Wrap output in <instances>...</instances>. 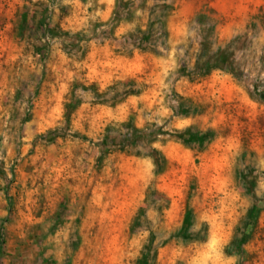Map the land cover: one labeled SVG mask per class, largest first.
<instances>
[{"label": "rangeland", "instance_id": "374dc122", "mask_svg": "<svg viewBox=\"0 0 264 264\" xmlns=\"http://www.w3.org/2000/svg\"><path fill=\"white\" fill-rule=\"evenodd\" d=\"M0 264H264V0H0Z\"/></svg>", "mask_w": 264, "mask_h": 264}]
</instances>
